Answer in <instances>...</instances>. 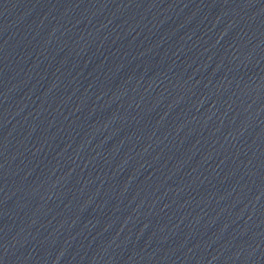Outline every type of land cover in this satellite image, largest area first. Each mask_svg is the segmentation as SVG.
Here are the masks:
<instances>
[{
	"label": "water",
	"instance_id": "95a60500",
	"mask_svg": "<svg viewBox=\"0 0 264 264\" xmlns=\"http://www.w3.org/2000/svg\"><path fill=\"white\" fill-rule=\"evenodd\" d=\"M0 264H264V0H0Z\"/></svg>",
	"mask_w": 264,
	"mask_h": 264
}]
</instances>
